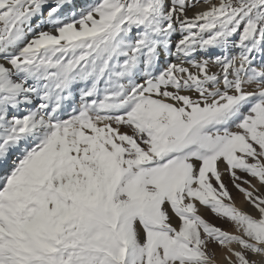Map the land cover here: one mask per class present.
Here are the masks:
<instances>
[{
  "label": "snow or ice",
  "instance_id": "obj_1",
  "mask_svg": "<svg viewBox=\"0 0 264 264\" xmlns=\"http://www.w3.org/2000/svg\"><path fill=\"white\" fill-rule=\"evenodd\" d=\"M0 264H264V0H0Z\"/></svg>",
  "mask_w": 264,
  "mask_h": 264
},
{
  "label": "rangeland",
  "instance_id": "obj_2",
  "mask_svg": "<svg viewBox=\"0 0 264 264\" xmlns=\"http://www.w3.org/2000/svg\"><path fill=\"white\" fill-rule=\"evenodd\" d=\"M88 2V0H78V4H85V3H87ZM232 192H233V195L234 196H236V198H237V201H238V199H240L238 196V194L235 192V190L234 189H232ZM216 223H220L219 221H216ZM220 226H222V227H227V225H223V224H221Z\"/></svg>",
  "mask_w": 264,
  "mask_h": 264
},
{
  "label": "bare ground",
  "instance_id": "obj_3",
  "mask_svg": "<svg viewBox=\"0 0 264 264\" xmlns=\"http://www.w3.org/2000/svg\"><path fill=\"white\" fill-rule=\"evenodd\" d=\"M238 197H239V196H238ZM237 203H239V199H238Z\"/></svg>",
  "mask_w": 264,
  "mask_h": 264
}]
</instances>
